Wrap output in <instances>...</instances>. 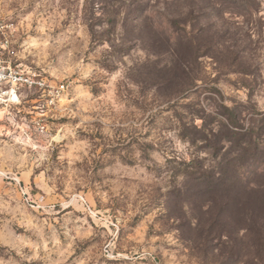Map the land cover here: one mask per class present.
<instances>
[{
  "label": "rangeland",
  "instance_id": "rangeland-1",
  "mask_svg": "<svg viewBox=\"0 0 264 264\" xmlns=\"http://www.w3.org/2000/svg\"><path fill=\"white\" fill-rule=\"evenodd\" d=\"M237 1L0 0L4 57L63 89L0 103V264H264V192L175 176L221 163L181 137L195 111L264 117V0ZM159 12L196 15L169 53Z\"/></svg>",
  "mask_w": 264,
  "mask_h": 264
},
{
  "label": "trees",
  "instance_id": "trees-1",
  "mask_svg": "<svg viewBox=\"0 0 264 264\" xmlns=\"http://www.w3.org/2000/svg\"><path fill=\"white\" fill-rule=\"evenodd\" d=\"M152 1L142 0V5H147ZM202 1H208L204 2L205 4L210 3L209 0ZM222 1L229 2L230 0ZM237 2L241 4L246 2L252 4L253 2L254 6L257 7L259 5L256 0H238ZM159 16L165 20L167 25L165 37L161 36L159 41L169 53L171 46L175 42L177 43L178 39H181L182 36H188L186 29L180 30V33V31H177L176 26L180 22H190L196 15L194 12L189 14L169 13V15L159 12ZM144 18L148 19V17ZM174 68L181 75L182 87H187V90L197 87L199 80L191 75L190 69H188L184 61L176 60ZM195 112L192 115L193 122L196 119H202L203 125L198 127L192 123L189 125L183 123L181 137L191 146H208L203 148V150L207 152L209 157L214 159V162L220 159L221 163L205 166L200 161L198 154L192 155L190 161L178 163L179 171L175 176L178 178L180 174H183L188 180L196 182L199 186H205L208 194H215V196L225 197L226 199L231 198L230 196L233 194L242 193L253 196L257 193H263L264 117H253L246 127L242 112L237 105L232 108L224 104L221 105L216 116L212 114L206 115L204 110ZM186 131H189L188 135ZM220 143L221 145H219ZM230 206L231 204L229 205V202L226 201L222 210L225 212ZM244 208L246 209V207Z\"/></svg>",
  "mask_w": 264,
  "mask_h": 264
},
{
  "label": "built area",
  "instance_id": "built-area-1",
  "mask_svg": "<svg viewBox=\"0 0 264 264\" xmlns=\"http://www.w3.org/2000/svg\"><path fill=\"white\" fill-rule=\"evenodd\" d=\"M4 28L0 25V103L18 101L23 91H38L42 93V96L49 97L48 101L55 104L61 95L62 88L52 89L45 79L19 68L4 57L5 52L10 55L15 54L10 49L11 40Z\"/></svg>",
  "mask_w": 264,
  "mask_h": 264
}]
</instances>
